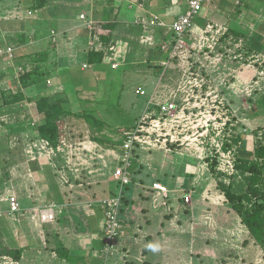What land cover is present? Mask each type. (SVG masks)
I'll return each instance as SVG.
<instances>
[{"label":"crops","instance_id":"0c3cea01","mask_svg":"<svg viewBox=\"0 0 264 264\" xmlns=\"http://www.w3.org/2000/svg\"><path fill=\"white\" fill-rule=\"evenodd\" d=\"M30 1L0 0V65L11 61L15 49L37 43L43 45L41 52L48 53L43 64L56 65L61 72L65 69L71 81L75 80L74 71L84 73L100 64L112 70L126 65L127 60L134 70L145 64V72H157L159 78L145 80L143 88L134 90H143L139 96L146 98L139 118L155 115L159 105L182 99L191 72L207 74L239 120L237 154L254 153L248 144L254 147L255 142H261L254 130L264 128L263 117L259 116L261 112L264 115V108L258 111L264 100V91L259 89L263 77L259 79V72H255L243 78L241 69L246 64L241 63L249 58L254 64L259 58L264 62V0H203L187 37V53H173L171 26L185 12L188 0H45L44 6L35 10L29 9ZM153 18L162 25H149ZM208 26L228 32L216 46L220 52H211L207 47ZM93 35L98 36L99 45H93ZM228 36L241 40L240 57L223 55V47L229 45ZM92 50L101 52L100 63L88 64L86 57ZM112 64L117 67L112 68ZM50 65L45 66L50 69ZM17 69H8L10 75ZM8 70L0 68V91L8 90L3 87ZM10 82L9 89L18 92V80L12 78ZM242 88L252 101L250 111L245 108ZM39 90L34 86L22 88L20 93L35 97ZM43 90L44 94L48 91L46 85ZM3 113L5 110H0ZM5 117L0 115V121ZM80 144L70 158L66 149L65 157L54 155L52 162L34 149V156L26 157L28 163L33 161L30 169L22 175L13 172L14 184L2 185L5 195L0 196V218L10 227L0 226V234L10 236L11 249H21L18 264H218L231 245L249 239L246 225L220 188L222 183L236 186V179L206 166L197 151L188 147L164 151L142 146L135 148L128 168L131 183L122 191L115 247L106 251L101 202L121 191L113 178L120 151ZM58 157L63 158L59 169L54 164L60 161ZM155 182L168 188L165 197L156 196L152 190ZM27 186L32 191L26 190ZM184 193L190 195L189 204L182 200ZM10 194L17 197L23 216L8 214L6 197ZM48 204L56 207L55 221L42 223L37 211Z\"/></svg>","mask_w":264,"mask_h":264},{"label":"rangeland","instance_id":"374dc122","mask_svg":"<svg viewBox=\"0 0 264 264\" xmlns=\"http://www.w3.org/2000/svg\"><path fill=\"white\" fill-rule=\"evenodd\" d=\"M8 45L12 46V44ZM42 50L43 45L40 43L26 46L21 50L15 49L13 56L11 57V61H9V63H1L0 68L7 70L18 68L17 71L15 73H11V75L8 70L9 76L6 77L5 83L3 84L4 89L8 87V90L11 91L9 89V87H12V82H10V80L12 78L18 80L19 72L22 73V70L34 69L36 64L33 58ZM242 62L243 63L241 64H243V66L246 64L241 69L243 74L242 77L244 78L247 76L250 78L252 74L259 72V79L263 77L259 89L261 90L260 92H263V59L259 58L255 60L256 64L250 61V58L244 59ZM43 65H48L49 67L50 64L47 62L46 64H42V66ZM55 66L50 65V75L43 81L48 90H46L47 92L45 94L52 95L54 98L52 101H55V99L61 101L65 100L66 106L64 107L70 111V115L67 114L65 116H60L59 118L60 130L59 140L57 142L59 149L58 151H55V155H60L59 157H61V155L65 153L67 149L66 147L73 144L75 148H77V146L81 147L80 143H84L85 146L87 144L91 146L92 144H98L102 148L109 149L110 151L116 150L118 152L117 147L111 146L109 142L121 139L123 137L122 129L128 128L133 124L135 125V121L140 117L145 107L146 98L137 95L134 90L139 87L143 88V82L145 80L149 79L150 82H153L155 79L159 78V74L157 75V72L152 71H150V73L145 72L146 65L142 63L138 65L139 67L136 70H134V65L129 63L127 60V64L123 65L118 70H112L110 67L102 66V64H100L84 70V73H80V70L76 73L74 71L72 77L75 80L71 81V77L67 76L68 73H66L65 69L61 72L59 69L62 68ZM150 68L153 67L150 66ZM251 69L252 73H250ZM70 82L75 83L77 86L73 88L74 85H71ZM11 89L15 90V88ZM242 91V99L247 102V106L245 108L250 111L249 109L252 101L250 99L248 100L249 94L243 88ZM20 97V102L12 105V107H14L13 109H9L7 112L6 107L3 109L5 110V114H0L3 117H5V115L8 116L0 121V196H2V193L5 195V192L3 191L4 187L2 185L6 184V186L9 187V185L14 184L12 183L11 178L13 172L18 173V175H22L25 174L23 171L30 169V164L33 161L28 163L26 157L29 155L28 153L26 154V151L30 149L31 146L28 144L29 141L27 139V132H24V129L32 128L43 120V115L37 112L35 101L29 100L33 98L27 97L23 93ZM262 109L263 108H259L258 111H263ZM87 114L90 115L89 117L91 121L94 120L98 125H102L103 129H99L98 127L96 128L92 124H89L85 119V115ZM259 116L261 119L263 117L262 123L264 124V115H262V112ZM254 132L256 134V139L261 142H255L254 147H251L250 144H248L249 151L251 152L253 149L256 150L258 146L264 147V128L254 130ZM94 137L100 141L109 142L101 144L99 141L93 140ZM61 140H63L66 147L63 144H60ZM180 149L181 148H177L174 150ZM53 155L54 154L50 155V161L54 159ZM239 155L240 154H237V156ZM59 159L60 161H54V164H56L55 168L57 169L60 168L63 158ZM201 161L203 162V160ZM205 161L209 162V159H205ZM262 162V159L257 158L255 162L256 164H254L255 173H242L237 170V173L230 177L231 179H236L237 182L240 183V187H238V183L235 188L238 190L237 192L239 194L245 196L247 195V189L249 192L252 190L250 188L252 183L249 184V182L252 175H255L257 181L255 183V187L258 189V195L256 196L260 198H256L251 193L249 195L250 203L255 202L256 205L262 204L263 200L261 198L264 196V175L262 174V171H259L261 169ZM214 164L215 163H212L210 166L214 168ZM213 168L212 172L216 173ZM5 173H7V177H4ZM218 177H221V175L217 176V178ZM15 182L17 181L15 180ZM74 182L77 184L78 180ZM222 185L224 184L222 183ZM127 187H129V185ZM224 187L227 186L224 185ZM26 190L32 191V189L28 186L26 187ZM39 191H42V189H39ZM27 194H29L28 191L25 195L27 196ZM2 218H0V226L2 228L9 229V223H2ZM248 237L249 239L243 240L237 245H231L230 250L222 254V260L219 261L218 264H264V244H257L251 236ZM11 245L10 236L0 234V246L11 248Z\"/></svg>","mask_w":264,"mask_h":264},{"label":"built area","instance_id":"2783aa9c","mask_svg":"<svg viewBox=\"0 0 264 264\" xmlns=\"http://www.w3.org/2000/svg\"><path fill=\"white\" fill-rule=\"evenodd\" d=\"M203 0H188L185 12L178 16L172 23L173 53H187V37L193 28L194 20L200 13ZM84 19L83 15H80ZM149 25H162L156 18L148 21ZM227 30L224 28L207 27L205 37L209 35L207 47L210 51H221L216 48L221 38L225 37ZM201 38V41H206ZM228 36V44L223 47V55L227 57H240L239 49L241 40ZM93 45H99L97 35L92 36ZM11 52V49H8ZM86 67V65H84ZM116 68V64L111 65ZM187 92L179 101L165 103L158 106L155 115L149 114L139 118L132 129L123 132V141L120 151V160L113 172V178L117 187L121 190L118 194L101 202L104 212L103 243L106 251L114 249L115 240L120 232V212L123 207L122 191L131 183L128 168L131 165L136 147H146L171 151L177 148L188 147L197 151L199 159L206 162V166L214 164L217 173L230 178L237 169V149L240 141H237L239 120L235 111L230 106L226 97L220 92L213 79L207 74L190 73L187 78ZM137 95H143L144 91L136 90ZM244 132V130H243ZM60 144L65 143L63 140ZM27 153L33 155L34 149H39L47 157L56 154L59 147H52L47 141L39 140L31 143ZM69 157L74 151L73 145L66 147ZM53 155V156H54ZM50 159V158H49ZM35 160V158H32ZM68 164V163H66ZM228 183L227 180H225ZM152 190L156 196L165 197L169 190L162 183L155 182ZM185 204L190 203V195L183 194ZM7 212L12 217L23 216L17 197L10 194L6 197ZM55 205L48 204L38 209V219L42 223L55 221ZM1 215V211H0ZM0 264H18L9 256H0Z\"/></svg>","mask_w":264,"mask_h":264},{"label":"trees","instance_id":"16d2710c","mask_svg":"<svg viewBox=\"0 0 264 264\" xmlns=\"http://www.w3.org/2000/svg\"><path fill=\"white\" fill-rule=\"evenodd\" d=\"M45 4V0H31L30 1V10H35L38 8L43 7ZM25 41H22L24 44ZM99 53L94 52L93 50L89 52L86 57L88 64H96L100 63L102 60V55ZM47 52H40L38 53L33 60L35 61V67L32 70H22L23 72H19L18 82H19V89L22 88H30L39 86L40 90L38 95L32 97L36 103V109L39 114L43 115L42 122L38 123L32 128L24 129V132H27V139L29 142L44 140L47 141L52 147H55L58 140H59V118L60 116L70 115V111L65 109L66 101L57 100L55 101L52 95H47L43 93V88L45 83H43L44 79L47 78L50 74V69L46 66H42L43 62L46 60ZM42 66V67H41ZM42 87V89H41ZM20 90L16 93H13L9 90L0 91V110L4 108H10L17 102L21 100V93ZM262 108H264V100L260 104ZM90 115H85V119L89 124H92L94 127H98L99 129H103L102 125H98L94 120H90ZM134 125V124H133ZM131 125L128 128L122 129L123 132L132 129L134 126ZM121 132V130H120ZM95 141H99L101 144H106L108 142H103L97 139L96 137L93 138ZM123 137L119 140L110 141L109 144L111 146L117 147L118 152L121 151ZM116 151V150H114ZM257 158L262 159L263 162L261 163L262 174L264 175V147L258 146L256 150H254L253 154H247L243 152L242 155L237 156V164L236 168L238 171L242 173L251 172L255 173L254 164H256ZM4 177H7V173L4 174ZM255 175L250 178L249 184H251L250 192L248 189L246 190L247 195L239 194L235 186L230 185L229 187H224V185L220 184V188L223 190L224 195L227 201L232 206V209L236 211L241 217L242 222L246 225L250 236L257 244H264V196L261 198L263 200L262 204L256 205L255 202L250 203V193L253 194L256 198H260L258 195V189L255 187L256 183ZM239 183V182H238ZM240 187V183L239 186ZM242 187V186H241ZM254 189V190H253ZM262 197V196H261ZM246 202H245V200ZM258 201V200H257ZM256 201V202H257ZM22 251L21 249H11L8 247L0 246V256H9L15 261L19 260L21 257Z\"/></svg>","mask_w":264,"mask_h":264}]
</instances>
